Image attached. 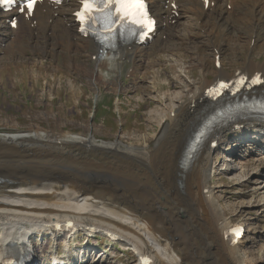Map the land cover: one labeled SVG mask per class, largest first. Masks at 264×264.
Wrapping results in <instances>:
<instances>
[{
    "label": "bare ground",
    "instance_id": "bare-ground-1",
    "mask_svg": "<svg viewBox=\"0 0 264 264\" xmlns=\"http://www.w3.org/2000/svg\"><path fill=\"white\" fill-rule=\"evenodd\" d=\"M211 1H214V5L204 10L200 0H179V9L184 10L189 23L182 27L184 33H190L195 29L196 21L203 20L199 26L201 32L194 36V40L199 38L197 41L200 43L197 45L191 43L187 34H179L180 38H176V42L184 45H166L162 37L157 36L147 47L130 43L117 45L104 53L98 43L83 39L76 33L74 17L71 16L75 0H68L58 8L45 6L44 12L37 9L34 21L21 20L16 32L0 21V36H3L0 44H8V53L13 54V57L16 52L12 48L18 47L21 42L28 47V40L31 39L33 48L30 50L33 54L59 61V65L52 70L67 77L83 72L95 92H100L101 88L114 93L121 90L122 84L116 81V75L120 74L126 61L132 68L130 77H135L139 69H142L141 81L150 75L151 89L153 92L159 91L164 88L161 82L167 79L164 78L166 74L174 72L176 68L174 64L164 67L161 63L165 64V61L175 58L182 60V50L195 55L190 56V60L196 62L194 64L202 76L194 85H186V93L175 98L173 104L162 108V116L157 123L159 132L149 139L136 142L117 139L114 142L97 143L89 131L87 136L65 132L55 141L47 131L41 133L37 129L9 136L10 139L25 137L33 140L34 144L15 155L16 159L28 163L16 168L9 164L0 171L1 250L25 247L30 250L28 241L35 238L34 232L47 228L46 224L55 218H67L75 220L80 226L97 229L98 233L106 237H115L123 248L151 257L153 264H249L239 252V248L244 245L246 233L238 244H231L229 239H224V232L240 222H232L226 217L225 209L215 195L214 184L210 180L211 174L216 175L218 164L217 160L213 162L210 159L208 152L210 142L218 141L226 132L235 130L242 133L250 128L252 121V135L260 134L264 122L247 118L218 121L206 133L198 148L191 152V157L189 154L191 142L203 127L210 109L204 97L206 89L217 79L234 77L237 71L246 76L260 72L264 77V60L254 52L259 30H264V0ZM149 2L152 11L162 22L158 35H173L170 20L177 19L171 17L169 3L166 0ZM34 22L35 25H32ZM247 30L248 33L245 32ZM215 38L219 39L217 45L213 42ZM205 43L211 46L213 60L215 55L218 57V66H214L216 60L212 61V80L207 79V71L199 58L201 47L198 45ZM226 43L246 53L241 65L232 71L226 70L221 60L222 46ZM156 44L162 46L153 50ZM151 49L155 53L153 57L148 54ZM17 50L21 53L19 48ZM88 51L91 53L87 58L94 54L95 59L92 62L87 59L83 68L80 62L75 61V57ZM143 52L150 58L141 64ZM39 61L41 63L37 67V60L33 59L32 66L47 71L43 59ZM188 67L181 68L185 74L190 70ZM176 77L180 78L179 75ZM74 87V81L70 79V88ZM144 87L142 90H150L148 86ZM260 95L264 96V84L256 94ZM163 97L165 101L168 99L167 96ZM238 124L244 125L241 128ZM252 139V146H262L257 135L254 134ZM77 142H82V146ZM84 148L89 152L84 153ZM113 148L118 150L117 155ZM259 151L258 155L264 154V146ZM113 154L115 160H111L105 167L94 165L93 156L107 158ZM63 156L66 157L63 159ZM85 157H90V169L82 167L87 160ZM61 161L63 163L60 164L70 168V171L80 167L83 174H91L90 170L96 175L100 174L99 183L104 190L92 194V188L80 187L72 191L70 176L56 171L55 166ZM18 173H22V176L14 179ZM56 175L63 177L58 176L56 180ZM117 191L120 193L116 194ZM125 196L136 200L132 210L126 205ZM37 251L46 254L51 248L39 247ZM86 263L78 260L73 264Z\"/></svg>",
    "mask_w": 264,
    "mask_h": 264
},
{
    "label": "rangeland",
    "instance_id": "rangeland-1",
    "mask_svg": "<svg viewBox=\"0 0 264 264\" xmlns=\"http://www.w3.org/2000/svg\"><path fill=\"white\" fill-rule=\"evenodd\" d=\"M179 20L180 23L178 22L177 29L173 32L175 36L163 39L162 42H166V45H184L176 42V38H180L179 34H187L184 33L182 27L189 23L185 16L179 17ZM176 24L173 22L172 26ZM194 26V32L191 30L188 37L193 45H197L200 41H197L199 38L194 40V36L197 32H201V29L199 30L196 24ZM245 32L248 33V30ZM259 32L254 52L257 55L260 54L264 60V30L260 29ZM2 37L0 36V39ZM213 42L217 45L219 39L215 38ZM31 43L32 40L29 39V49L23 45L29 57L22 55L21 59L14 62L12 61L14 59H9V56L5 54L0 56V69H3L0 80V131L12 132L16 131L15 129L29 131L28 129L32 128L31 130L37 129L41 133L51 131V133L62 135L68 132V134L86 136L90 131L97 143L114 142L117 139L125 141L128 139L131 142L149 139L151 135L159 132L157 123L162 116V108L173 104L179 95L186 93L188 86L199 82L202 77L195 65L196 62L190 60V56L195 55L182 50L180 53L182 60L175 58L165 61V64L161 63L164 67L174 64L176 68L174 72L170 71L166 74L164 78L167 79L161 82L164 88L159 91L153 92L151 89L150 75H146L148 78L145 77V80L141 81L142 69H139L135 77H128L125 73L127 65L125 64L120 76L116 77V81H121V90L114 93L112 90L101 88L100 92H95L83 72L75 73L74 77H67L57 70H52L54 66L59 65V61L45 59L44 55L42 57L37 54L31 55L30 49L33 48ZM188 43L187 41L186 44ZM209 45L206 43L198 45L201 47L199 58L201 57L200 62L207 71V79L212 80L214 77L210 73L215 57L213 60V52ZM159 46L162 45L156 44L152 49L155 50ZM234 46L227 43L222 46L221 60L225 63L226 70L229 69V71L240 66L246 54L244 50ZM9 48L8 45L4 52L8 53ZM152 49V53H148L151 57L155 56ZM148 54L144 55V52L141 54L144 56L141 64L150 58ZM87 55L89 52L75 57V61L80 62L83 68L89 59ZM33 59L37 60V67L41 63L39 60L43 59L47 71L33 67ZM184 61L187 63L185 64ZM183 66H189L190 70L187 74L182 71ZM177 75L180 78H177ZM70 79L74 81V89L70 88ZM186 85H188L187 88ZM144 86H148L150 90H142ZM163 96H167L168 99L166 98L165 101ZM94 102H97L96 105ZM229 135L218 149V171L214 177L211 175L210 183L214 184L215 195L225 209L226 217L232 222L244 223L248 230L244 245L240 247L241 249L239 248L243 259L249 264H264V155H262L263 160L259 162L257 159L261 156L258 155L256 159V154H251V152L245 158L246 149H250L246 146L250 142H241L239 136H233L231 133ZM253 141L252 139V143ZM261 148L262 146L259 149ZM254 162L256 164L253 165ZM111 256L95 258L92 262L90 259L85 258L84 260L87 264H131L133 261L130 252L117 251L114 259H111ZM78 260L84 261L76 257L73 263Z\"/></svg>",
    "mask_w": 264,
    "mask_h": 264
},
{
    "label": "snow or ice",
    "instance_id": "snow-or-ice-1",
    "mask_svg": "<svg viewBox=\"0 0 264 264\" xmlns=\"http://www.w3.org/2000/svg\"><path fill=\"white\" fill-rule=\"evenodd\" d=\"M15 3V0H0V7H6ZM35 0H22V6L20 11L24 12L27 10L29 14L32 13ZM83 8L76 15L80 18L81 23L86 22V18H93L94 11H98L102 14L104 26L106 30L112 31L113 24L119 23L121 27L125 24L134 25L138 28H148L151 21L147 17L145 12L143 0H82ZM98 5H102L98 7ZM115 7V14L118 15V21H112V12L107 11L108 9ZM84 29L82 28V31ZM243 81H241L242 83ZM253 83H258L259 78H254ZM228 84L221 82L219 88H227Z\"/></svg>",
    "mask_w": 264,
    "mask_h": 264
},
{
    "label": "water",
    "instance_id": "water-1",
    "mask_svg": "<svg viewBox=\"0 0 264 264\" xmlns=\"http://www.w3.org/2000/svg\"><path fill=\"white\" fill-rule=\"evenodd\" d=\"M3 142H0V159L4 156V150H5V143L2 144ZM84 153H87L89 151H84ZM87 160L85 163L82 164V167H88L90 169V165H89V160H90V157H85ZM114 159V155L111 156V155H108L107 158H103V157H100L98 158L97 156H93L92 157V160L95 161L94 165L98 168H103L105 167L111 160ZM91 174H83V171L80 169V167H76V173H77V177H78V180H82L83 181V184L85 186H97L99 184V180L100 179V174H95L94 172H92L90 170Z\"/></svg>",
    "mask_w": 264,
    "mask_h": 264
}]
</instances>
